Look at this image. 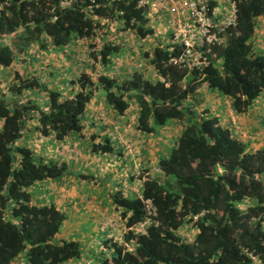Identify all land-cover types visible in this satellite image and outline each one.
<instances>
[{
	"label": "trees",
	"instance_id": "obj_1",
	"mask_svg": "<svg viewBox=\"0 0 264 264\" xmlns=\"http://www.w3.org/2000/svg\"><path fill=\"white\" fill-rule=\"evenodd\" d=\"M0 1V85L1 74L18 69L32 44L61 48L73 38L90 37L99 25L80 7L61 8L57 0ZM233 1L236 27L223 46L215 47L216 59L204 75L193 72L185 80V71L154 55L152 65L168 86L140 70L125 78L92 77L85 71L72 76L69 86L77 88L68 96L40 81L37 72L23 76L15 71L7 90H0V264L18 258L22 264H66L81 258L79 241L58 236L65 213L30 190L37 182L72 175L70 164L38 157L26 130L55 141L82 133L86 106L98 91L116 116L129 117L132 103L136 129L145 134L153 135L170 122L182 127L171 150L154 156L159 174L144 166L138 192H110L123 227L119 240L103 241L111 254L101 264H264V145L249 151L231 125L205 107L199 110L200 100L190 101L199 77L207 91L230 100L234 114L248 111L264 92V49L254 43L264 0ZM117 8L123 7H97L95 12L124 21L139 37L151 33L133 3L124 7L123 15L115 16ZM119 49L111 42L88 50L90 70L96 63L104 67ZM90 147L94 153L116 150L108 136ZM145 200L153 208L150 215ZM146 220L144 232H136ZM190 221L195 231L188 236L182 228Z\"/></svg>",
	"mask_w": 264,
	"mask_h": 264
},
{
	"label": "crops",
	"instance_id": "obj_2",
	"mask_svg": "<svg viewBox=\"0 0 264 264\" xmlns=\"http://www.w3.org/2000/svg\"><path fill=\"white\" fill-rule=\"evenodd\" d=\"M259 31L256 33V37L254 38V43L257 45L258 48L264 49V19L261 20L259 25ZM19 34V32H18ZM80 39H75L71 45L70 53L68 57H63L60 59V57H57L55 53L53 54V57L51 58L46 52L41 53V57H31V59H27L23 64L19 63L18 69L13 67V69L8 70L7 73H2V82L0 86H8L13 82L15 71H17L20 75L27 76L28 74H40V81L45 82L47 86H50L52 84H59V80L62 82V74L55 75L53 73V67L54 64H52L53 60L54 62H65L69 60V63L71 66L69 68L72 69V74H66L68 76V79L70 81L72 80V76L80 75L83 71L82 66L84 65H90L91 61H89V58L87 56V50L81 49V46H83L82 43L79 41ZM122 40L120 41V43ZM123 45H129V48L135 52L134 55V63L132 64L129 62V60L123 61H110L106 63L104 67H102L99 63H96L93 70H92V77H95L98 74H105V75H117L120 78H125L128 75H130L134 71H143L146 75H149L150 78L155 76L153 68L146 63V57L149 56V52L151 51V45L152 41L146 40L145 43L140 44V41L136 39V37L131 36L129 41H127ZM262 45V46H261ZM261 46V47H260ZM57 48V49H56ZM55 49L58 51H61V54L68 55V51L66 52V49L55 47ZM147 49V50H146ZM146 50V51H144ZM56 51V52H57ZM81 51V52H80ZM37 55V54H36ZM39 56V55H38ZM73 57L71 60L70 58ZM36 59L37 63L42 62V64H39L38 66L31 63L32 59ZM66 59V60H65ZM56 60V61H55ZM65 60V61H64ZM83 60V61H79ZM141 60V61H140ZM49 61V62H48ZM80 62V63H79ZM93 63V62H92ZM138 63H143V68H138ZM81 65V67H78V65ZM57 66V65H56ZM78 67V69H76ZM89 67V66H88ZM137 67V68H136ZM59 71V69H58ZM89 73V72H88ZM29 76V75H28ZM55 79L57 81L55 82ZM69 81V83H70ZM69 83L64 84L62 82V85L66 87L64 89V94L69 92H73V89H76L77 86L72 84L71 87L69 86ZM54 88V86H53ZM4 92V91H2ZM71 96V95H70ZM218 93H210V91H207V88H204L202 91L196 92V94L191 97L190 101L194 102L197 100H200L202 103L196 106L197 108L202 109L204 108V104L210 103L212 108V113L217 114L220 121L223 124L231 125L234 133L242 140L246 141L247 148L249 151H254L261 146L264 145V129H261L264 124V117L261 115L262 110H264V92L261 93V96L257 97L255 101L253 102L250 109L242 114H234L231 106H230V100L225 97L224 100V106H218ZM130 110L131 115L129 117L126 116H116L113 109L106 104L104 101V92L98 91V93H95L94 96L91 98V100L88 102L86 106L85 111V126L82 130V133H74V135H69L66 137L63 141H55L52 136L47 138H41L36 137L35 134H31L29 130H26V134L28 133V139L30 141V145L33 148L34 152L38 157H46V158H54L57 157L58 161H64L66 159L65 155L71 153H74L77 158H79V164L78 166H82L83 169L86 171H91L92 174H87L86 172H81L77 176L80 175H87L90 179L93 178V175L96 170L98 173V179H94L95 182H98V185H100L98 180H101L103 177V180L106 179V175L104 172V167L109 168L114 176H117L119 173H117L119 168L130 170V168L127 167V164L131 161L134 162V164H141L142 168L144 167L145 158L144 156L147 154L145 152L150 153L153 158L156 156V154L162 152V153H168L171 150V146L173 145L175 141V137L180 133L182 127L177 122H170L168 126L161 127V129L156 132L153 135L145 134L144 132H141L140 130L136 129L135 123H136V116L137 111L133 107L132 103L130 104ZM260 108V110H259ZM224 111V112H223ZM225 114V116H224ZM237 123V124H236ZM32 125H29L28 128H30ZM27 128V129H28ZM95 135L94 137L92 135ZM110 137L111 143L113 146L116 147V150H114L111 153H94L91 152L92 143H98L100 142L103 137ZM70 142L71 145L66 146L65 142ZM61 144V145H60ZM119 150V151H118ZM65 154V155H64ZM110 160V161H109ZM153 163L155 161V158L152 160ZM110 162V163H109ZM157 162V160H156ZM155 162V163H156ZM88 164V165H86ZM147 168V167H146ZM107 170V171H108ZM109 172V171H108ZM150 172V171H149ZM117 173V174H116ZM103 174V175H102ZM134 174V175H133ZM131 175V182H135V184H138V188L141 184L142 177L144 174L140 177L138 175V172L134 170ZM69 177H72L70 180L67 179ZM75 175H69L59 181H53L54 183L59 182L60 184H65L71 181L75 182ZM93 179V181H94ZM86 180V179H85ZM83 179H79V183H83ZM102 181V180H101ZM53 182L47 181V186L52 187ZM107 184L105 187V190L107 193L111 196L110 192L112 191V187H119L121 188V182L115 178L114 182L110 178L109 180L105 181ZM76 184V183H75ZM133 184V183H132ZM57 186V185H55ZM55 190V187H54ZM126 192H132L127 189ZM85 193V192H83ZM82 193V194H83ZM91 195H94L90 193ZM84 195V194H83ZM89 196V195H88ZM87 196H74L72 197V200L76 202V200L79 203L82 204H88L86 201ZM96 197V196H95ZM84 198V199H83ZM88 199V197H87ZM41 200H44L41 198ZM112 200V199H111ZM45 201V200H44ZM55 201V200H54ZM91 202V200H89ZM50 202V201H49ZM58 203V202H57ZM66 202L62 201L56 204V206L64 212V204ZM90 204V203H89ZM88 208H91L89 205H87ZM84 214V210H80L79 213ZM71 226L69 225V228ZM65 231L69 232V229L63 228ZM62 229V230H63ZM62 231L61 237H64L63 235L67 232ZM72 233V232H71ZM63 234V235H62ZM66 239V236H65ZM85 258V256H84ZM83 258V259H84ZM79 260H72L69 263L66 264H78ZM12 264H22L21 259H17L16 262ZM101 264V263H99Z\"/></svg>",
	"mask_w": 264,
	"mask_h": 264
},
{
	"label": "built area",
	"instance_id": "obj_3",
	"mask_svg": "<svg viewBox=\"0 0 264 264\" xmlns=\"http://www.w3.org/2000/svg\"><path fill=\"white\" fill-rule=\"evenodd\" d=\"M130 3L142 11L143 17L147 19V26L152 29L146 37H139L124 21L114 16L98 17L95 12L97 7H123L115 10V16L123 15L124 7ZM3 5L4 2L0 1V8ZM57 6L80 7V12L85 17L99 21L90 37L79 38L88 44L87 51L100 48L105 43L117 44L122 38L124 27L131 31L140 44L146 40L152 41L146 63L153 68L155 78L166 86L169 82L152 65L151 59L154 55L161 62L165 61V64L185 71V80L193 72L204 75V68L216 59L215 47L225 44L230 29H234L237 23L236 3L233 0H57ZM115 29H121L117 35L114 33ZM89 45L93 47L90 48ZM157 52H160L159 55ZM142 66L143 63H138L139 69ZM197 82L196 92L207 88L203 77H199ZM144 202L147 214L150 215L153 212L150 201ZM147 222L148 220L138 224L135 227L136 232H144Z\"/></svg>",
	"mask_w": 264,
	"mask_h": 264
},
{
	"label": "rangeland",
	"instance_id": "obj_4",
	"mask_svg": "<svg viewBox=\"0 0 264 264\" xmlns=\"http://www.w3.org/2000/svg\"><path fill=\"white\" fill-rule=\"evenodd\" d=\"M119 30H121V29H115L114 33H116V35H117ZM131 36H133L131 34V31L127 27H124V32H123L122 38H121L122 42L120 43L121 40H119L117 43L118 45H120V49L116 52L115 51L111 52V54L109 55L110 61H120V62L123 61L124 62L127 59L132 64H135L133 61H134V55L136 53L133 52L129 48V45H123L127 41H129ZM13 39L14 38H12L11 40H13ZM72 40L74 41L75 39L73 38ZM79 41H80V43L83 44V46H81V49L83 50L86 48V50H87L88 44L84 40L80 39ZM72 42H70L67 46L62 47L64 49H66V52L68 51L67 56H66V53L61 54V51L60 50L57 51L56 50L57 48L55 49V47H53V48L47 47L45 49H41L38 46V44L34 43L29 47L28 51H26L24 53V55H23L24 61H27V59H31L32 56L35 58L41 57L40 54L45 53V52L51 58L53 57L54 53H55V55H57L56 59H57V57H60V59H61L62 58L61 55H63V57H68L70 50H71L70 46L74 45V44H72ZM145 42L146 41H143V43H145ZM89 47H91V45H89ZM35 58L31 60L32 64H35L37 66L39 64H42V62L37 63ZM70 59L72 60L73 57H71ZM79 61L81 62L83 60H79ZM68 63H69V60L65 61V62H54V60H53V62H52V64H54L53 73L55 75H57V74H62V76L64 75V77L61 78L62 82L64 84H67L70 81V79H68V76H66V74H70V75L72 74V69L69 68L71 65ZM77 65H78V67H81V65H79V64H77ZM78 67L76 69H78ZM58 69H59V71H58ZM82 69H83L82 72L86 71V72H89L90 75L92 74V70H90V68L87 65H85V61H84V65L82 66ZM39 77H40V74H39ZM56 81H57V79H55V82ZM2 82H4V81H2ZM62 82L59 80V84H57V85L52 84L49 87L53 88V86H54V89L59 90L60 92H62L64 94V92H65L64 89L66 87H64V85H62ZM0 90L6 91L7 86H3V85L0 86ZM41 93H46V92L43 91V92H39L38 94H41ZM68 93L69 92H67L65 95L70 96V95H72L73 92H71L70 94H68ZM218 95L219 96L217 99L218 100L217 105L218 106H224L225 105L224 104L225 97L221 94H218ZM259 96H261V94ZM22 99L24 101L26 100L25 97ZM204 107L212 113L213 110L211 108L210 103L204 104ZM259 110H260V108H259ZM261 115L264 117V110H262ZM224 116H225V114H224ZM263 121H264V119H263ZM261 129H264V124H263ZM71 135H74V134H71ZM70 143H71V141L70 142L67 141V142H65V145L66 146L71 145ZM145 153H147L146 155H148V156H144L145 162H146V165L144 164V166L147 167L146 169H149L150 172L159 174L160 171L158 169L157 164H155L156 160L153 163V161H152L153 156L148 152H145ZM65 157L69 158V159H66L65 161H67L70 164V168L72 170L71 171L72 175H77V174H80L81 172L87 171V170L85 171L82 166H78V165H80L79 164L80 160H79V158L76 157V155L74 153L70 152L69 154H66ZM54 160H57V157H55ZM86 165H88V164H86ZM127 167L130 168V170H127L125 168L124 169L119 168L118 169L119 171L117 172L119 174L117 176H114V174L110 170H108L109 168L104 167L106 179L103 180V177H102V179H101L102 181L98 180L100 185H98V182H95V179H98V177H99L98 173H97L98 170H96L94 173L95 179H94V175H93V178L90 179L91 181H89L90 177L87 176V179L84 180L82 184H80L78 182L79 178H77V179L75 178V182L71 181V182H68L65 184H60L59 182H57V183L53 182V184H52L53 188L51 191H50V189H45V187L47 186V184H46L47 182H37L31 187L30 190L32 192H35L36 194L38 193L41 198H43L45 201H47L46 203H48L49 201L56 203V204H58L59 202H62V201L66 202L64 204L65 207L63 209L64 213L66 215V221L63 223L62 227L60 228L58 236H61V233L64 230L63 228L65 227V228L69 229V232L64 230L67 233H65L64 235L62 234V235L64 237L66 236V239H68V240L74 239V240L79 241L82 259L78 262V264H99V263H102V260L109 258L110 254H111V251H110L111 249L104 248L103 241L105 239L110 238V237H113L115 240H119L121 238L123 224L120 220L119 212L116 210L114 205L111 203V196L105 190V188H106L105 186L107 185L105 183V181H107L111 178L112 181L114 182L115 178H117L121 182V188L112 187L113 189L111 192H115L117 190H121L122 192H125V191H127V189L130 191H134V192L136 191L137 192L138 191V184L134 185L135 182H131L132 177L130 174H132V172H134V170H136V172H138V175H143L145 173V170H144V168H142L141 164H138V163L134 164L133 161L129 162L127 164ZM86 173L90 174V175L92 174L91 171L90 172L87 171ZM71 178L72 177H69L67 179L70 180ZM93 179H94V181H93ZM55 185H57V186H55ZM54 187H55V190H54ZM83 192H85V193H83ZM90 193H92L94 195H91ZM74 196H79V198H81V196H87L88 199H87V197H85V198H86V201L88 202V204L79 203L77 200L75 202L74 200H72V197H74ZM89 200H91V202ZM87 205H89V206L91 205L90 206L91 208H88ZM80 210H84L85 213L84 214H82V212L79 213ZM69 225L71 226L70 228H69ZM194 231L195 230L193 228L191 221L186 223L184 225V227L182 228L183 234L186 233V234L190 235ZM84 256H85V258H84Z\"/></svg>",
	"mask_w": 264,
	"mask_h": 264
}]
</instances>
